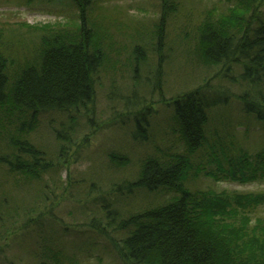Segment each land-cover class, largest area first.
Segmentation results:
<instances>
[{
  "label": "trees",
  "instance_id": "trees-1",
  "mask_svg": "<svg viewBox=\"0 0 264 264\" xmlns=\"http://www.w3.org/2000/svg\"><path fill=\"white\" fill-rule=\"evenodd\" d=\"M69 1L77 12L74 32L50 30L30 57L12 58L0 42V264H78L67 253L73 248L70 241L61 238V232L71 230L61 224L60 230L45 232L42 225L56 221L41 205L49 197L56 201L46 189L60 186L59 172L80 135L79 122L94 106L103 70L115 59L119 63L124 51L116 50L117 43L93 15L97 5L109 0ZM156 1L162 22L148 36L135 39L128 61L132 74L155 70L154 82L147 75L146 81L134 76L136 86L150 91L161 90L164 65L170 67L177 56L163 41L165 15L168 9L169 14L177 12L175 0ZM225 1L232 8L222 22L200 27L193 47L182 53L218 73L198 78L195 87L167 101L183 154L156 148L140 161L133 181L111 191L95 187L89 192L70 180L63 188L75 189L73 201L81 211L89 203L98 207L91 192L117 199H128L133 191L148 198L174 194L155 205L119 208L121 213L113 208L112 214L108 197L102 198L104 210L99 211L114 227V236L99 235L108 241L116 264H264V221L249 217L264 208V196H234L232 204L229 194L187 186L191 176L203 172L216 181H264V146L253 155L235 148L231 113L239 107L240 121L257 124L264 133V0ZM152 109L135 116V138L148 139ZM43 119L59 128H48L53 146L47 149L34 137ZM67 121L74 126L63 128ZM199 153V161L205 157L215 163V171L207 173L191 162ZM120 155L111 152L109 158L126 166L127 158ZM25 190L29 202L20 197ZM66 214L71 218L76 213Z\"/></svg>",
  "mask_w": 264,
  "mask_h": 264
},
{
  "label": "rangeland",
  "instance_id": "rangeland-1",
  "mask_svg": "<svg viewBox=\"0 0 264 264\" xmlns=\"http://www.w3.org/2000/svg\"><path fill=\"white\" fill-rule=\"evenodd\" d=\"M173 4L177 12L169 14L171 9L166 12L165 22L166 19L167 22L163 30V41L166 47L168 43L170 44V51L172 50L177 56L173 62L170 61V67L164 65L160 91L154 88L150 91L144 86L142 88L136 86L137 78H134L136 74L142 81L143 79L146 81L147 75L154 82L155 70L151 69L142 74H139L138 70L137 73L132 74L133 66L128 62L129 52L136 45L135 39L138 36H148V32L153 31L156 25L162 22L159 3L156 0H109L94 9L93 15L107 28L109 35L117 43L116 50L124 51V56L118 59L119 63L116 64L117 59H115V63L103 70L94 106L92 105L85 112L87 113L85 120L79 122L80 135L66 155L63 169L59 172L60 186L56 185L53 189L50 185L46 189L56 196V201L49 197L45 204L41 205L45 215L53 217L56 221L46 224L45 227L42 225L44 231L60 230L61 224L62 229L71 230L69 234L61 232V238L70 241L69 245L73 248L67 249V253L71 257L74 256L78 264H116L111 255V248L108 247V241L99 235L114 236V227L108 226L106 218H103L99 211L102 208L104 210L103 197H108L106 207L112 214L113 208H118L120 212L119 208L125 211L128 205L146 207L149 202L155 205L174 196L172 193L165 198L161 196L148 198L145 193L141 192L139 195L137 191H133L128 199H117V196L109 197L91 192L90 197L95 201L93 204L97 203L98 207L93 205L88 207L89 203L85 204L84 210L81 211L73 201L77 196L75 189L67 191L63 189L67 186V180H70L79 185V188L87 189L89 192L95 187L107 191L112 186L118 187L125 182L133 181L138 175L140 161L154 155L156 148L182 154L185 151L175 132L176 127L172 121L171 109L167 107V101L195 87L198 78L206 74L214 76L218 72L206 70L196 58H192L191 61L182 53L187 47H193L197 38L196 31L200 27L207 22L221 23L222 16L228 14L232 4L225 0H175ZM77 25V12L69 0H0V42L4 51L12 58L30 57L39 48L41 37L47 36L50 30L60 34L64 30L74 32ZM233 75L237 76L235 70ZM191 79L197 80L193 82ZM235 91L237 94L240 93ZM146 108H153L150 114L151 132L147 135L148 139L142 141L131 134L135 130V116L145 113ZM231 113L232 121L235 123L233 131L231 130L234 147L250 155L260 151L264 146L262 127L243 122L244 117L240 115L239 107ZM70 118L73 116L71 115ZM239 118L243 120L240 121ZM69 126L73 127L74 124H69L67 121L63 128ZM48 128L56 129L57 126L54 122L50 123L49 119L47 122L43 119L34 134L35 142L45 149L53 146ZM111 152L122 154L120 156L126 157L128 164L119 167V163H114L109 158ZM200 154L192 157L191 162L201 165L207 173L215 171V163L209 162L205 157L199 161ZM198 174L190 178L187 186L191 190H210L217 194H229L232 204H234V196H264V181L257 180L246 184L222 180L220 182L211 176L207 177L204 172ZM52 178L51 176L50 179ZM34 186L35 184L32 185ZM20 197L25 199L23 201H27L30 197L29 192L21 191ZM111 202H115L116 205L115 203L109 205ZM68 212L76 214L70 218L66 214ZM249 217L253 222L257 219L264 221V208L255 209ZM43 218L45 217H40ZM19 227L20 233L22 228ZM32 235L30 234V237ZM0 245H3L2 238Z\"/></svg>",
  "mask_w": 264,
  "mask_h": 264
}]
</instances>
